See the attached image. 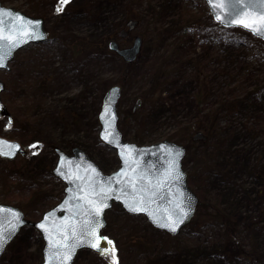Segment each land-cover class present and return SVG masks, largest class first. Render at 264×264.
<instances>
[{"label":"rangeland","instance_id":"rangeland-1","mask_svg":"<svg viewBox=\"0 0 264 264\" xmlns=\"http://www.w3.org/2000/svg\"><path fill=\"white\" fill-rule=\"evenodd\" d=\"M1 1L6 7L45 18L51 35L49 41L17 52L9 71L0 70L6 86L1 95L6 114L0 117V135L19 141L26 151L24 157L19 154L0 162V202L16 206L41 192L38 187L60 188L48 174L57 162L55 147L66 152L74 146L86 150L105 173L119 168L115 151L98 137L97 120L102 93L115 76L109 72H116L108 68L123 64L119 57L110 58L109 51L113 52L108 44L116 37L120 40L117 33L129 18L145 20L130 41L120 40L122 47L143 32L157 35L173 30L178 20L190 16L205 23L210 19L204 0H70L61 12L57 11L60 0ZM241 31H225L223 42L216 45L199 32L183 35L187 51H176L168 59L172 39L165 44L149 38L141 50L135 63L140 74L149 64L163 66L178 60L204 73L206 102L201 109L193 99L195 90L182 86L188 84L182 79L136 112L131 99L137 84L122 90L118 103L126 141L148 145L169 140L186 147L183 167L199 206L179 235L170 236L143 215H130L115 205L107 213L104 233L113 244L117 264H264V227L254 224L264 211V180L258 174L264 164V42ZM229 37L232 41H227ZM85 44L86 54L74 51ZM224 99L226 103L239 100L240 109H230L222 104ZM218 111L216 134L197 141L191 134L188 141L184 127L199 120L202 112L212 117ZM45 202L31 199L27 217L39 219ZM225 217L234 226L231 234ZM42 246L41 235L27 226L0 264H40ZM74 264H113V259L83 250Z\"/></svg>","mask_w":264,"mask_h":264},{"label":"water","instance_id":"water-1","mask_svg":"<svg viewBox=\"0 0 264 264\" xmlns=\"http://www.w3.org/2000/svg\"><path fill=\"white\" fill-rule=\"evenodd\" d=\"M214 20L227 28H241L264 41V36L258 35L236 23L231 25L216 19L219 14L228 17L232 11L231 0H205ZM223 4V7L214 5ZM260 13L249 8L245 19L249 22L258 21ZM18 17L24 18L23 20ZM0 33L12 36L14 47L8 41H0L10 51L3 60L0 70H10L9 63L15 54L30 44L46 42L50 33L43 17H34L13 7H5L0 1ZM33 22L29 27L31 32L38 22V38L30 39L22 34L27 22ZM136 26L135 20L127 22L128 31ZM128 32H122L124 37ZM116 46L111 42V48ZM140 38H136L132 47L121 50L128 61H134L139 53ZM5 90L0 80V114L6 109L1 94ZM120 88L113 86L104 95L99 120L101 130L99 137L105 145L115 151L120 166L111 173H105L81 148L74 147L67 153L56 147L57 163L53 174L65 184V196L42 218L32 222L25 218L22 211L12 205L0 203V234L6 237L0 247V258L7 246L15 239L25 226H33L42 235L44 246L41 264H73L78 252L83 249L95 251L101 256H107L112 246L107 243L102 232L106 227V213L113 205H120L128 214L143 215L156 229L171 236H177L181 229L191 220L199 206L197 195L188 186V175L183 169V160L187 149L173 141L163 140L149 145H138L124 140L119 128L117 111ZM142 99H137L132 111L136 112L142 106ZM107 136V138H105ZM203 133H196L192 139H203ZM25 151L19 141L8 140L0 136V158L14 160ZM106 205V206H105ZM132 207H142L143 211H132ZM99 208V214L96 209ZM183 209L186 216L181 212ZM180 220L176 231H170L162 225L168 223L167 217ZM18 217V219H17ZM44 224V228L40 225ZM95 227L97 236L89 235ZM99 238V251L89 245V241Z\"/></svg>","mask_w":264,"mask_h":264},{"label":"trees","instance_id":"trees-1","mask_svg":"<svg viewBox=\"0 0 264 264\" xmlns=\"http://www.w3.org/2000/svg\"><path fill=\"white\" fill-rule=\"evenodd\" d=\"M60 1L57 3V6H59ZM208 14L210 16V19L207 23H205L202 20H196L194 17H189L186 20H179L175 23L174 29L171 30H165L163 32H160L159 34L155 35L154 33L147 34L143 32L142 36V46L141 50L146 46L148 43V39L151 38L152 41H163V43L166 44L167 39H172L173 43L171 44V53L167 54L165 57L168 59L170 55H173L174 52L179 51H187L188 45L181 40V36L186 35L190 36L191 34H195V32H199L201 35L203 34L202 38L206 37V40L210 42L212 45L220 44L223 42V33L226 31L234 32L235 29H227L216 22H214L208 8H207ZM144 18H141L140 22L138 21V25L140 23H144ZM242 32V31H241ZM233 35V33H232ZM248 35V34H247ZM250 36V35H248ZM233 37H235L233 35ZM256 39V38H254ZM233 40H235L233 38ZM257 41L261 42L260 40L256 39ZM227 41H232V38H227ZM98 43V40L96 41ZM99 44V43H98ZM87 47L85 45H77L75 46L74 51H76L78 54H86L87 53ZM102 47H105V44H102ZM106 52V48H102ZM81 50V51H80ZM108 51V50H107ZM104 52V53H105ZM176 52V53H177ZM110 53V58L117 57L114 53ZM180 57V56H179ZM139 57L134 62H122L123 64H120L118 67L115 68H108V71H116V72H109L114 73L115 76H111V78L108 80V83L105 86H112L114 84H117L121 87V89L125 92L128 85L131 84V87L133 89L134 84H137L136 92L134 93V96L131 99L132 104L138 99L141 98L143 100V105H146L147 103H151L154 101L156 97H162L165 93L168 86L175 84L178 80H184V82H187L188 84H183L182 86H188L189 89H194V95L193 99L196 102V107H199L201 109V106L204 107L205 97H206V91H204V87L202 88V83H204V73L203 71L196 66V69H194L191 64H186L183 60H178L175 62V64H165L162 66V64H149V66L145 67V71L143 74H140L139 69L137 68L139 64H135ZM156 60V59H154ZM184 62L185 64H179L180 62ZM108 65V64H103ZM146 65V64H143ZM183 73L185 74L183 76ZM109 88V87H108ZM122 91V92H123ZM105 92L102 93L104 95ZM123 97V95H121ZM102 101V98H101ZM100 101V102H101ZM227 100H223L222 104L226 103ZM217 103V102H216ZM219 103V101H218ZM225 105L229 106L230 109H236L238 107L240 109V101H236L233 103H226ZM100 111V109H99ZM129 112V111H128ZM221 113V111H218L216 115H213L210 117L207 113H200L199 114V120H196L190 124L187 125V127H184L185 129V136L187 137L188 141L191 139V134H194L198 131H201L204 133L205 137L204 140L207 139L208 136L215 135L218 127H217V116ZM99 114V112H98ZM130 115H133L132 112L129 113ZM1 117V116H0ZM98 126L100 128V122L99 119L97 120ZM181 139V138H180ZM2 159H0V162ZM52 166L48 168V174L53 178L55 184H60V188H56V185L54 187L49 188L48 190H42L41 187H38V190H41V192H37L34 195H32L31 199L35 198H41L43 200H46L45 209H43V212L52 207L54 204H56L63 196L64 186L63 184L58 181L52 174ZM258 174H260V178L264 180V164L259 168ZM31 199L26 202L25 204L18 203L17 205L24 211L25 214H27V207L28 209L32 208V204L30 207V201ZM6 203H11V201H6ZM223 220H226V226L228 228L229 234H231L232 230L234 229V226L231 221H229V218H223ZM260 224L262 223L264 227V211L262 213V216L255 219L254 224ZM233 228V229H232ZM106 230V229H105ZM104 230V231H105ZM113 253L107 256V259L112 262Z\"/></svg>","mask_w":264,"mask_h":264},{"label":"snow or ice","instance_id":"snow-or-ice-1","mask_svg":"<svg viewBox=\"0 0 264 264\" xmlns=\"http://www.w3.org/2000/svg\"><path fill=\"white\" fill-rule=\"evenodd\" d=\"M70 0H60V4L57 7V11L61 12L63 11V6L69 3ZM232 3V11H230L228 17H222L221 15L217 14L216 19L221 20V22H226L227 24L231 25L233 23H236L244 28L249 29L250 31L264 36V0H231ZM214 7H223V4L219 5H214ZM249 8H252L254 11H257L260 13L259 15V20L258 21H251L249 22L248 20L245 19V14ZM19 19L23 20L24 18L18 17ZM2 23V21H0ZM33 25V22H27L25 25L24 29L22 30V34L27 36L30 39H35L38 38L37 32H38V22H35V27L34 29L29 32V27ZM0 41H8L10 46L14 47L15 44L13 43V37L12 36H5L2 33H0ZM8 51H10V47H7L3 44L0 43V67L3 66V60L5 56L8 54ZM107 138V136L105 137ZM106 206V205H105ZM130 210L132 211H143L144 209L142 207H132ZM100 209L97 208L96 212L99 214ZM181 212L183 213L184 216L187 215V213L183 212V209H181ZM18 219V217H17ZM168 223L163 224V227L168 228L170 231L175 232L176 228L178 227V223L182 222V218L180 220H173L171 216L167 217ZM41 228H44V224L40 225ZM89 235L96 237V229L95 227H92L91 230L89 231ZM107 240V238H104ZM6 240V237L2 234H0V247L3 246L4 242ZM107 243L111 244V241H107ZM89 245L93 248L99 249L102 253L106 251V249L99 248V238L95 241H89ZM111 252L113 253V264H117L115 261V256L114 252L115 249L114 247L111 249Z\"/></svg>","mask_w":264,"mask_h":264},{"label":"flooded vegetation","instance_id":"flooded-vegetation-1","mask_svg":"<svg viewBox=\"0 0 264 264\" xmlns=\"http://www.w3.org/2000/svg\"><path fill=\"white\" fill-rule=\"evenodd\" d=\"M132 34V32H130L125 38H123V39H121V41H123V42H128V41H130V35ZM130 44H127V46H129ZM119 46V48H123L122 47V45L120 44V40H119V43H118V45H117V47ZM127 46H124V47H127ZM120 57V56H119ZM120 58H122V57H120ZM123 59V58H122Z\"/></svg>","mask_w":264,"mask_h":264}]
</instances>
